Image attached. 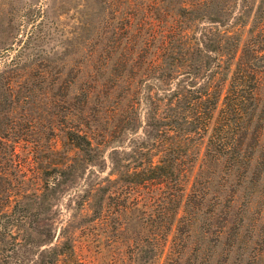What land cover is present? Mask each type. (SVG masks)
I'll use <instances>...</instances> for the list:
<instances>
[{
    "label": "rangeland",
    "instance_id": "374dc122",
    "mask_svg": "<svg viewBox=\"0 0 264 264\" xmlns=\"http://www.w3.org/2000/svg\"><path fill=\"white\" fill-rule=\"evenodd\" d=\"M196 2L0 0V264H185L193 248L192 264H264V53L254 89L262 119L241 139L250 166L229 172L177 109L178 94L228 61L206 19L226 0L182 9ZM173 157L182 192L168 216L140 171ZM191 193L194 235L176 255Z\"/></svg>",
    "mask_w": 264,
    "mask_h": 264
},
{
    "label": "trees",
    "instance_id": "16d2710c",
    "mask_svg": "<svg viewBox=\"0 0 264 264\" xmlns=\"http://www.w3.org/2000/svg\"><path fill=\"white\" fill-rule=\"evenodd\" d=\"M210 1L197 0L193 5L187 6L189 8L182 9L189 10V12L206 9ZM250 1L226 0V4L216 5V9L208 10L206 19L209 20V23L218 25L215 28L221 38L218 44L223 43L222 49L227 55L228 61L220 60L218 64L209 66L205 74L207 82L203 86L186 90L184 94H178L183 99L186 98L179 108L177 107L178 111H181L180 116L178 115L180 120L187 126L186 131L196 136L199 134L206 136V156L217 161L221 160V165L229 172L242 170L246 173L248 171L252 153L248 151L250 148L246 149L244 147L241 139L247 135L252 125L254 126L262 119L254 89L256 65L258 60L262 58L261 54L264 53V0H254V13L251 18L248 16V19H250L249 27L244 30L247 22L243 21V17H247ZM202 2H205V4H202ZM219 3H222V0ZM235 6L238 7L237 13L233 14L230 20H223L222 18L221 21H215L208 16L219 13L221 9L223 11L221 17L227 16L229 9ZM217 8L220 9L218 12ZM161 17L165 18L168 15L164 13ZM159 21H161V18H159ZM243 33L249 35V39L245 42L242 40ZM196 45L200 47L202 42L198 40ZM225 45H228L229 48H226ZM239 47V57L235 60ZM232 50L234 52L231 56ZM216 76H222L220 82L222 81L223 87L220 91L217 89L219 84H213ZM172 159L174 164H172V160H169L170 163L166 165L167 160L163 158L157 164L152 165L150 163L147 168L140 171L142 188L154 185L156 191L159 192L153 203L159 205L162 209L166 205H170L168 216L171 215L174 209L177 213V201L178 203L180 201L178 195L182 192L178 178L179 173L182 171L178 164L180 161L175 157ZM171 166L176 174L170 171L169 167L171 168ZM166 189L168 192L163 191ZM163 194H167V196L165 197ZM188 198L187 209L184 212L185 217L178 221L179 226H176V235L172 240V251L176 255L180 253V251L175 250L180 247L182 240L194 235L195 217L190 203V198H194V193H191ZM175 215L174 213V218ZM165 217H167V214ZM168 222L169 217L165 221L168 227L166 226L164 231L157 234L159 240L164 238L166 241L172 228V223ZM10 233L7 231V234ZM198 253H200V250L193 248L185 264H192ZM48 264H57V260L54 259Z\"/></svg>",
    "mask_w": 264,
    "mask_h": 264
}]
</instances>
